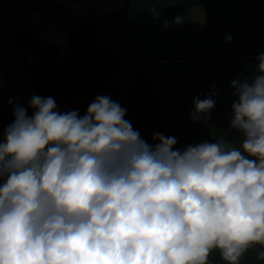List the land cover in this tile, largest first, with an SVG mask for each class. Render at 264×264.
Returning <instances> with one entry per match:
<instances>
[{
  "label": "clouds",
  "instance_id": "obj_1",
  "mask_svg": "<svg viewBox=\"0 0 264 264\" xmlns=\"http://www.w3.org/2000/svg\"><path fill=\"white\" fill-rule=\"evenodd\" d=\"M257 59L258 74L232 81L239 145L218 137L174 150L163 133L150 145L107 95L83 116L57 111L52 97H31V116L15 106L0 140V264H210L214 251L240 264L257 246L264 259ZM193 105L192 121L206 122L215 100Z\"/></svg>",
  "mask_w": 264,
  "mask_h": 264
},
{
  "label": "trees",
  "instance_id": "obj_2",
  "mask_svg": "<svg viewBox=\"0 0 264 264\" xmlns=\"http://www.w3.org/2000/svg\"><path fill=\"white\" fill-rule=\"evenodd\" d=\"M65 12L62 3L49 10L56 21ZM13 28L8 0H0V62ZM13 49L32 75L36 95L54 98L59 112L64 107L83 116L96 96L111 89L113 101L127 109L125 119L150 145L158 143L156 133L174 136V150L218 137L239 145L242 133L230 127L237 99L232 81L258 74L264 0H121L118 9L71 30L65 47L17 30ZM120 77L131 78L132 86L115 87ZM196 97L215 100L206 122L190 118ZM17 105L29 116L34 112L28 103L5 107L0 128L14 121ZM260 251L249 250L240 264H264ZM209 261L225 264L218 251Z\"/></svg>",
  "mask_w": 264,
  "mask_h": 264
},
{
  "label": "crops",
  "instance_id": "obj_3",
  "mask_svg": "<svg viewBox=\"0 0 264 264\" xmlns=\"http://www.w3.org/2000/svg\"><path fill=\"white\" fill-rule=\"evenodd\" d=\"M8 3L14 18V28L10 42L4 44L2 50L0 112L11 105L28 103L37 93L32 75L20 64L14 52V31L33 32L41 40L65 47L71 30L121 6V0H8ZM54 3H62L66 8L64 18L60 21L50 17L49 10ZM59 110L66 113L64 107ZM6 128H0V140Z\"/></svg>",
  "mask_w": 264,
  "mask_h": 264
},
{
  "label": "rangeland",
  "instance_id": "obj_4",
  "mask_svg": "<svg viewBox=\"0 0 264 264\" xmlns=\"http://www.w3.org/2000/svg\"><path fill=\"white\" fill-rule=\"evenodd\" d=\"M113 85L121 89L129 88L132 86V79L128 77H120L113 83ZM107 96L113 100V93L111 89L107 91Z\"/></svg>",
  "mask_w": 264,
  "mask_h": 264
}]
</instances>
